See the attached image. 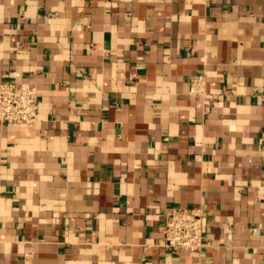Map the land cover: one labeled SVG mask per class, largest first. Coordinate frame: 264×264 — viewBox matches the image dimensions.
Here are the masks:
<instances>
[{"label": "crops", "instance_id": "1", "mask_svg": "<svg viewBox=\"0 0 264 264\" xmlns=\"http://www.w3.org/2000/svg\"><path fill=\"white\" fill-rule=\"evenodd\" d=\"M9 80L0 264H264V0H0ZM200 205L209 244L164 246Z\"/></svg>", "mask_w": 264, "mask_h": 264}, {"label": "built area", "instance_id": "2", "mask_svg": "<svg viewBox=\"0 0 264 264\" xmlns=\"http://www.w3.org/2000/svg\"><path fill=\"white\" fill-rule=\"evenodd\" d=\"M204 75L192 79L193 92L206 94ZM38 90L16 81L0 82V125L32 126L37 120ZM264 99V98H263ZM209 214L204 205L171 206L162 219L163 245L171 250L201 252L208 244Z\"/></svg>", "mask_w": 264, "mask_h": 264}]
</instances>
